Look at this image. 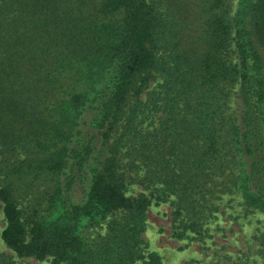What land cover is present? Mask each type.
Here are the masks:
<instances>
[{"label": "trees", "instance_id": "16d2710c", "mask_svg": "<svg viewBox=\"0 0 264 264\" xmlns=\"http://www.w3.org/2000/svg\"><path fill=\"white\" fill-rule=\"evenodd\" d=\"M230 1L0 0V238L16 257L160 264L141 236L152 198L198 240L214 192L264 212V0ZM124 165L147 193H125ZM40 181L26 212L21 186Z\"/></svg>", "mask_w": 264, "mask_h": 264}, {"label": "rangeland", "instance_id": "374dc122", "mask_svg": "<svg viewBox=\"0 0 264 264\" xmlns=\"http://www.w3.org/2000/svg\"><path fill=\"white\" fill-rule=\"evenodd\" d=\"M234 4L235 0H231L230 13L234 10ZM195 13L194 6L188 9L189 17ZM199 26L198 20L191 19L185 28H189L188 34L194 37ZM141 97H144V94ZM227 105H231V96ZM125 159L126 157H122L121 162H125ZM119 170L123 171L125 177H128L125 180L127 185L125 193L127 195L148 192L142 183L133 178V176L141 173V168L135 170L124 165L120 166ZM36 182L34 181L30 186L36 185ZM17 185H20L19 182ZM38 185L33 186L32 189L31 186L26 190L25 186H29L27 183L21 186L24 193L27 194H22L17 198L26 212H29L36 205L41 194V188L45 186V183L40 181ZM240 201L237 191L214 192L210 199L213 206L204 225L206 235L198 240L189 238L190 235L188 236L187 232L184 234L185 236H176L175 232L179 231L180 228L173 226L171 220L172 207L169 201H157L152 198L145 210L146 225L141 234L146 250L155 253L160 258V264H260L262 259L257 254V243L253 236L257 234V231H264V212L244 211ZM40 210H38L39 214L42 213ZM3 227L4 219L0 205V232ZM102 232L103 228L87 224L81 229V235L88 240ZM0 252L7 254L14 261V264L46 263V261L33 257H16L2 242L1 238Z\"/></svg>", "mask_w": 264, "mask_h": 264}]
</instances>
